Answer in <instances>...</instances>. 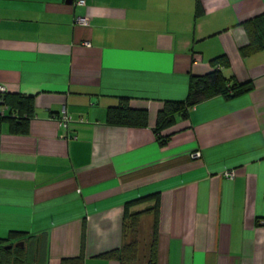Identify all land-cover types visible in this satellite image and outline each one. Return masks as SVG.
<instances>
[{
    "label": "crops",
    "instance_id": "obj_1",
    "mask_svg": "<svg viewBox=\"0 0 264 264\" xmlns=\"http://www.w3.org/2000/svg\"><path fill=\"white\" fill-rule=\"evenodd\" d=\"M256 18L264 28V0H0V82L33 111L24 132L0 120L2 244L22 242L36 263L118 264L99 254L122 245L126 204L155 194V264H264V49L241 51ZM220 55L252 88L176 114L160 145L162 101L185 99ZM120 98L147 109L148 126L107 123ZM153 220L140 217L139 249Z\"/></svg>",
    "mask_w": 264,
    "mask_h": 264
},
{
    "label": "trees",
    "instance_id": "obj_2",
    "mask_svg": "<svg viewBox=\"0 0 264 264\" xmlns=\"http://www.w3.org/2000/svg\"><path fill=\"white\" fill-rule=\"evenodd\" d=\"M260 18L248 22L245 26L249 34V43L242 48L244 54L251 53L258 49H264V28L260 26ZM212 69L205 74L189 76L186 98L183 100H163L160 108L157 110L155 123L152 126L154 135L160 145H165L168 139L167 134L162 131L174 123V116L181 114L186 116L188 109L195 104L214 96L222 95L225 98H233L252 88L251 81L237 82L232 76H225L221 67H226L227 60L223 55L213 58L210 61ZM5 106V111L0 114V120H8L13 132L26 131L29 119L33 116L32 99L29 96L20 93L6 92L0 100V107ZM15 122V127H12ZM106 122L112 125H122L130 127L148 126V111L145 108L131 107L125 98H120L116 106H110L107 110ZM157 195L146 196L126 204L124 221L122 224L123 243L120 247L105 251L100 256L113 259L118 264H135L140 258H145V264H155L156 260V236L158 221ZM154 198L155 205L149 210L128 212L130 204L145 201V199ZM153 211L154 220L151 236L147 242V254L139 253L138 247V224L141 215ZM17 232H11L15 235ZM7 238H0V264H42L35 262V256L32 249L25 246H14L5 248L2 244ZM146 244V243H145ZM7 246V245H6ZM68 264H82V256H76L63 259Z\"/></svg>",
    "mask_w": 264,
    "mask_h": 264
},
{
    "label": "built area",
    "instance_id": "obj_3",
    "mask_svg": "<svg viewBox=\"0 0 264 264\" xmlns=\"http://www.w3.org/2000/svg\"><path fill=\"white\" fill-rule=\"evenodd\" d=\"M73 3L76 5H84L85 0H73ZM74 23L80 24V25H87L89 23L88 17L77 16L74 18ZM6 92H8L7 86L4 83L0 82V100H1L2 95H4ZM5 109H6L5 106H1L0 114H3ZM56 120L62 128H67L72 118H71V115L66 111V109L62 108L58 116L56 117ZM80 121H82V119H80ZM200 155H201L200 151H195L191 154L192 157H196V158L200 157ZM223 176L226 178L232 179L235 176V171L232 169L226 170L224 171ZM261 224L264 225V218H262Z\"/></svg>",
    "mask_w": 264,
    "mask_h": 264
},
{
    "label": "rangeland",
    "instance_id": "obj_4",
    "mask_svg": "<svg viewBox=\"0 0 264 264\" xmlns=\"http://www.w3.org/2000/svg\"><path fill=\"white\" fill-rule=\"evenodd\" d=\"M138 229H139V232H140V230H141V232H140V239H142V236H144V232H143V229H142V227L140 228L139 227V224H138ZM148 242V241H147ZM147 242H146V244L145 243H143V245H141V246H143L142 247V249L140 250L141 251V254H143L144 253V255L145 254H147ZM146 256V255H145Z\"/></svg>",
    "mask_w": 264,
    "mask_h": 264
},
{
    "label": "water",
    "instance_id": "obj_5",
    "mask_svg": "<svg viewBox=\"0 0 264 264\" xmlns=\"http://www.w3.org/2000/svg\"><path fill=\"white\" fill-rule=\"evenodd\" d=\"M16 245H20V246H22L23 243H22V242H19V243H17ZM9 247H10V245L5 246V248H9Z\"/></svg>",
    "mask_w": 264,
    "mask_h": 264
}]
</instances>
